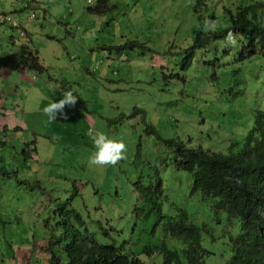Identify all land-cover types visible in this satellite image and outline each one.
Returning a JSON list of instances; mask_svg holds the SVG:
<instances>
[{
  "label": "rangeland",
  "instance_id": "374dc122",
  "mask_svg": "<svg viewBox=\"0 0 264 264\" xmlns=\"http://www.w3.org/2000/svg\"><path fill=\"white\" fill-rule=\"evenodd\" d=\"M100 1L0 0V13L25 32L20 36L21 28L0 22V51H37L46 68L43 73L1 69L0 264H49L43 218L54 204L51 197L65 199L66 191L77 193L71 200L100 241L126 240L140 252L151 241L156 220L160 235L163 220L153 213L147 221L136 217L134 185L148 186L158 177L163 211L178 218L183 210L208 230L201 231L202 245L211 252L205 264H225L238 220L191 194L190 174L162 149L169 138L209 150L242 147L247 130L235 124V108L245 94L264 98V63L254 55L231 57L224 45L217 58L197 52L184 67L178 52L192 43L187 5L193 0H102L103 11H91ZM221 2L232 8L242 4ZM126 42L141 45L113 47ZM143 46L160 52L152 55L141 51ZM176 74L180 80L168 78ZM67 90L77 95L75 105H65L66 115L49 122L43 107ZM135 106L144 108L146 122L161 140L144 131L140 115H132ZM121 113L129 116L120 119ZM89 129L122 140L124 158L111 166L90 164L95 149ZM22 180L39 181L44 190H31Z\"/></svg>",
  "mask_w": 264,
  "mask_h": 264
},
{
  "label": "trees",
  "instance_id": "16d2710c",
  "mask_svg": "<svg viewBox=\"0 0 264 264\" xmlns=\"http://www.w3.org/2000/svg\"><path fill=\"white\" fill-rule=\"evenodd\" d=\"M185 1L188 0H183L184 3ZM202 1L204 0H193L187 5L191 10L193 23L190 28L191 45L185 51L178 52L183 55L184 67L192 63L191 57L193 54L197 55V52L217 58L218 48L226 45L229 31L236 39L235 44H229L231 57H250L257 47L264 57V0H244V6L238 8H232L229 4L224 6L221 0H208L207 4L199 8ZM156 6L160 11L163 10L158 4ZM149 7L153 8L151 5ZM90 10L97 13L103 11L99 5ZM205 19H216L214 31L203 29ZM134 45L141 44L126 42L113 47L121 50ZM142 50L160 52L159 49L146 46ZM3 68H29L36 73L46 71L37 51L29 55L0 52V70ZM163 75L166 77L165 73ZM168 78L180 80L181 76L176 74ZM69 87L63 85L64 89ZM139 113L144 131L161 140L162 137L156 133L154 127L146 122L144 108L135 106L132 115ZM236 119L247 130V139L239 149H235L234 144L220 151L200 146L191 147L177 138H169L164 143L171 153L179 156L174 159L177 166L190 174L191 194L198 193L203 200H211L218 210L222 208L228 214L238 213L239 215L232 216L243 229L257 225L264 229V115L253 111L240 114ZM21 184L32 190L43 189L39 181L22 180ZM134 188L143 197L142 205L137 210L139 212H136L137 218L147 221L153 213L160 215L163 220L160 237H152L142 248V252L148 255L145 261L141 260L142 252L137 253L134 247L125 245L126 240L120 241L111 237L108 242L100 241L95 232L88 229L86 219L75 207L77 193L68 194L66 191L65 199L61 196L51 197L54 204L46 207V217L43 218L47 235L43 250L49 256V264H194L197 225L189 220L183 210H180L178 218L163 211V190L160 184L152 188L138 183ZM72 198H75L74 203ZM156 224L155 221L153 229L157 228ZM100 229L103 230V237L108 238V232L103 227ZM186 241L187 248L179 244H185ZM261 251L264 252V247L254 251L245 264H262L264 257L261 256Z\"/></svg>",
  "mask_w": 264,
  "mask_h": 264
},
{
  "label": "clouds",
  "instance_id": "9594fccd",
  "mask_svg": "<svg viewBox=\"0 0 264 264\" xmlns=\"http://www.w3.org/2000/svg\"><path fill=\"white\" fill-rule=\"evenodd\" d=\"M101 1H100L101 4L99 5L100 8H101V5H103ZM243 2H244V0H242V3ZM241 5L244 6V4H241ZM32 17H33V15L31 14L30 19ZM9 21H11V18L8 15L0 13V22H9ZM11 23H12L11 26H13L14 28H21V30H19L20 36L25 35L24 30L22 29V27L19 24H17L16 22H13V21H11ZM203 29L205 31H214L215 25L212 21L205 19L203 22ZM235 43H236V39L233 36L232 32L229 31L226 35V45H227L228 49H230L229 44H235ZM222 46H224V45H222ZM141 51L149 52L148 50H141ZM150 54L153 55V52ZM253 55L256 56L257 58L260 57L262 59V62L264 63V57H263L262 53H259V47H257L255 49V51L253 52V54L251 56H253ZM206 56L208 57V56H212V55H206ZM193 57H194V54L192 55V62H193V60L196 59ZM216 57H218V55H216ZM22 69H23V71H24V69L31 70L29 68H20L18 70L8 69V70L19 71ZM263 74H264V70L262 72V76H263ZM64 85H67V84H64ZM76 99H77V95H75L72 90L64 91L62 94V98H60L59 100H54V101L48 103L47 105H45L42 109V112L47 117L49 122L54 121V120H56L58 115L61 117L65 116L66 115L65 111H64L65 105H67L69 107L74 106L76 103ZM235 110H236L238 116L240 114H249L253 111L258 112L260 115H264V98L260 99V101H259L258 99L253 98L251 96V94H245L244 97L237 103ZM139 115H140V113H139ZM128 116L129 115H125L124 113H121L119 118L122 119V118L128 117ZM235 124L240 125V127L244 128V125H241V121L239 119H236ZM143 128H144V126H143ZM88 136L91 138L92 145L95 149V151L89 156V163L90 164L98 165V166H105V165L111 166V165H115L119 160L124 158V154L126 151V145L124 144V142L122 140L114 139V137L111 138L103 132H99V131L93 132L91 129H89V131H88ZM162 150L165 154L167 152H168L167 154H171L174 159L179 158V156L176 153H171V151L167 148L166 145L164 146V149H162ZM161 178L162 177H158L156 179L155 183H150L148 186H151L152 188H156L157 185L160 184L161 189L163 190ZM135 191L139 195V197H138L139 202L137 201L138 203L136 204V207H135V209L138 210L140 205H142L141 203H142L143 197H142V195H140L139 191H137L136 189H135ZM219 210H224V209L221 208ZM226 214H228V213H226ZM155 215H157V214H155ZM232 215H239V214L238 213L228 214V218H235ZM158 217L160 219V215ZM141 221H143L142 218H141ZM158 222H159V220L158 221L156 220V223H157L156 225H158ZM196 228L198 231L197 247H196V250L194 253L195 261L193 263L194 264H205V257L211 253L210 251H208L207 249H205L203 247L202 242H201V231H202V229H204V230H206V229L203 228V226H198V225ZM156 230H157V228L153 229V233H154V235L152 236L153 238L157 237ZM206 232L208 233V230H206ZM160 235H161V230H160ZM160 235H159V237H160ZM125 245H126V242H125ZM144 246H145V244L141 246L140 252H142V248H144ZM187 246H188V242L186 241L185 248H187ZM263 247H264V229H263V227H261L260 225H257L255 227L251 226V227H248V229H243L241 227V225L239 224L238 233L234 236L231 235L229 237V257L226 260L225 264H245V262L248 260L250 255H252L254 253V251L261 250ZM137 253H139V252H137ZM260 254L262 257H264L263 251H261ZM140 255H141L142 261H145L147 259V258L143 259L144 258L143 255L148 257L146 252H142V253H140ZM262 264H264V261Z\"/></svg>",
  "mask_w": 264,
  "mask_h": 264
},
{
  "label": "crops",
  "instance_id": "0c3cea01",
  "mask_svg": "<svg viewBox=\"0 0 264 264\" xmlns=\"http://www.w3.org/2000/svg\"><path fill=\"white\" fill-rule=\"evenodd\" d=\"M0 76H1V71H0Z\"/></svg>",
  "mask_w": 264,
  "mask_h": 264
}]
</instances>
